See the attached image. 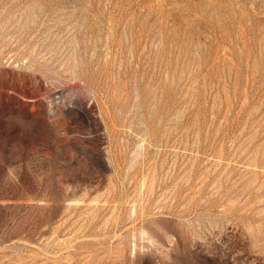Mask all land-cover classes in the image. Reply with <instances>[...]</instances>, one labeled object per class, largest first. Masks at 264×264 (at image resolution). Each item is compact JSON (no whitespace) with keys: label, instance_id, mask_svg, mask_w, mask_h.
<instances>
[{"label":"rangeland","instance_id":"rangeland-1","mask_svg":"<svg viewBox=\"0 0 264 264\" xmlns=\"http://www.w3.org/2000/svg\"><path fill=\"white\" fill-rule=\"evenodd\" d=\"M0 264H264V0H0Z\"/></svg>","mask_w":264,"mask_h":264}]
</instances>
